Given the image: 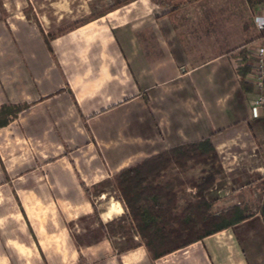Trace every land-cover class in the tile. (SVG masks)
Instances as JSON below:
<instances>
[{
	"label": "crops",
	"instance_id": "1",
	"mask_svg": "<svg viewBox=\"0 0 264 264\" xmlns=\"http://www.w3.org/2000/svg\"><path fill=\"white\" fill-rule=\"evenodd\" d=\"M204 2H122L61 33L45 27L44 14L36 12L34 19L23 13L25 8L3 3L0 115L9 106L23 107L8 119L3 135L10 143L18 138L19 148H25L19 152L64 153L66 147H74V152L96 157L89 169L119 172L204 137L214 142L237 126L261 127L264 106L254 103L258 89L248 73L250 49L263 40L253 23L262 0L253 12L248 2L241 7L230 3L231 9L250 17L252 30L242 28L243 32L239 25L229 36L223 35L217 14L224 5ZM159 6L162 11L156 12ZM72 8L68 3L66 9ZM245 65L248 71L242 77ZM16 121L23 122L28 140L19 130L11 133ZM171 165L175 162L164 169ZM77 166L59 163L56 169H81ZM51 169L52 176L64 177V171ZM162 186L168 187L166 191L147 198L175 200L172 184ZM61 191L47 199L74 196ZM119 207L123 212L121 202ZM228 230L190 243L183 253L192 249L206 261L209 257L217 261L221 255L230 259L232 250L243 259L237 242L228 245L231 239L219 240Z\"/></svg>",
	"mask_w": 264,
	"mask_h": 264
},
{
	"label": "rangeland",
	"instance_id": "2",
	"mask_svg": "<svg viewBox=\"0 0 264 264\" xmlns=\"http://www.w3.org/2000/svg\"><path fill=\"white\" fill-rule=\"evenodd\" d=\"M128 1L146 0H0V5L23 7V13L34 19L36 12L42 13L45 27L61 33ZM260 1L205 0L204 3L224 5L217 14L223 35L229 36L237 33L239 25L241 29L252 30L250 17H243L241 9H231L230 3L240 6L248 2L253 12L252 7ZM52 3L60 9L54 11ZM68 3L73 6L71 10L66 9ZM159 7L156 12L162 11V6ZM22 108V105L9 106L0 115V264H264V124L237 126L221 134L212 142L216 156L206 162L177 157L183 160H174L175 165L166 169L165 160L147 163L132 176L135 183L126 195L117 184L118 171L89 169L95 165L91 163L96 159L92 154L74 152V147H66L64 153L19 152L25 148H19L17 137L10 143L3 135V126ZM11 125V133L19 130L27 138L23 122ZM56 159H60L58 163L54 162ZM59 163L79 165L81 169H56ZM52 166L56 172L64 171V177L52 176ZM219 167L221 170L217 172ZM208 171L214 174V181L202 191L201 202L205 199L210 204L199 203L201 207L194 213L197 227L203 226L202 217L208 214H230L236 210L249 215L228 226L229 232L219 238L224 242L231 239L228 245L237 242L244 258L238 259L237 253L229 250L228 260L221 255L217 261L210 257L206 261L192 249L183 253L186 248L183 247L175 255L154 259L137 225L142 208L149 209L147 205L139 207L140 202L154 192L161 193L162 185L169 182L176 195L170 212L180 213L188 202L194 203L199 197L198 188L192 183H203ZM58 188L69 190L74 196L49 201L48 194L64 193ZM119 202L123 204V212ZM151 245L155 251L163 247L157 241Z\"/></svg>",
	"mask_w": 264,
	"mask_h": 264
},
{
	"label": "trees",
	"instance_id": "3",
	"mask_svg": "<svg viewBox=\"0 0 264 264\" xmlns=\"http://www.w3.org/2000/svg\"><path fill=\"white\" fill-rule=\"evenodd\" d=\"M241 49L242 51H244V48ZM245 57L246 56H244V58ZM243 67L245 69H240L242 77L248 71V66L245 65ZM215 156L216 151L212 141L209 139V137H204L198 141L174 147L170 150V152L158 154L156 155V157L145 159L134 168L119 171V173L116 175L117 184L119 186V189L127 195V192L134 186L135 183L132 176L136 172H138L139 168H142L147 163H150L152 161L165 160L166 165L170 161L176 160L177 162L183 159L184 161L195 159L196 161L206 162L207 160H209V158L211 159ZM177 157H181L183 159H179ZM219 170H221L220 167L217 169V172ZM204 179L205 180L203 183H193V185L198 188L199 197L194 201V203L188 202V204L183 207L180 213L173 214L170 212L175 201L173 196H165V198L156 196L154 199L146 198L140 202L139 207H144L147 205L149 209L145 211V209L142 208L139 214L140 219L139 221H137V225L138 227H140V229H142L144 243L153 258H159L178 248L185 247L206 235L220 231L232 224L238 223L248 218L249 215H244L240 213V211L237 212L236 210L230 214H208L205 217H202L203 226L201 228H198L197 218L195 217L194 213H196L198 209H200L201 204L199 203L205 205L210 204V201H206L205 199H202L201 202V197L203 198V196H201V193L204 189L211 187L214 181V174L208 171ZM164 189L165 186L162 187V190ZM198 199L200 200L198 201ZM154 209H156V212ZM166 211L169 213L168 217L164 216L167 213ZM192 213L194 215H192ZM262 217L264 221V212L262 213ZM209 223H212L213 225L207 227L206 225ZM165 225H168V229ZM154 241L161 243V245L163 246L159 251H155L153 249L151 243ZM166 243L167 245H163Z\"/></svg>",
	"mask_w": 264,
	"mask_h": 264
},
{
	"label": "built area",
	"instance_id": "4",
	"mask_svg": "<svg viewBox=\"0 0 264 264\" xmlns=\"http://www.w3.org/2000/svg\"><path fill=\"white\" fill-rule=\"evenodd\" d=\"M253 23L263 40L254 44L250 49L252 63L248 78L258 89L254 99L255 105L264 106V0L260 4L258 12L253 15Z\"/></svg>",
	"mask_w": 264,
	"mask_h": 264
}]
</instances>
